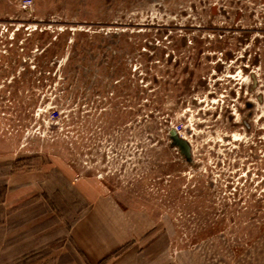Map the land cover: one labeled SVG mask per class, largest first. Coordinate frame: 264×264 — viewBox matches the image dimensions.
Here are the masks:
<instances>
[{
	"label": "rangeland",
	"instance_id": "rangeland-1",
	"mask_svg": "<svg viewBox=\"0 0 264 264\" xmlns=\"http://www.w3.org/2000/svg\"><path fill=\"white\" fill-rule=\"evenodd\" d=\"M82 187L264 264V0H0V264H89Z\"/></svg>",
	"mask_w": 264,
	"mask_h": 264
},
{
	"label": "crops",
	"instance_id": "crops-1",
	"mask_svg": "<svg viewBox=\"0 0 264 264\" xmlns=\"http://www.w3.org/2000/svg\"><path fill=\"white\" fill-rule=\"evenodd\" d=\"M69 229L71 242L89 264H171L167 236L144 207H124L97 191Z\"/></svg>",
	"mask_w": 264,
	"mask_h": 264
},
{
	"label": "built area",
	"instance_id": "built-area-1",
	"mask_svg": "<svg viewBox=\"0 0 264 264\" xmlns=\"http://www.w3.org/2000/svg\"><path fill=\"white\" fill-rule=\"evenodd\" d=\"M30 1H31V0H26V3H28V4H29V3H30Z\"/></svg>",
	"mask_w": 264,
	"mask_h": 264
}]
</instances>
